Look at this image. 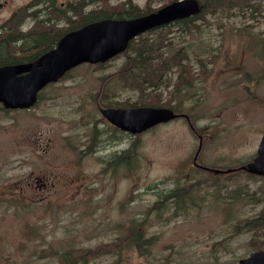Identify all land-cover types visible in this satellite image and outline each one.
I'll list each match as a JSON object with an SVG mask.
<instances>
[{"label":"rangeland","instance_id":"rangeland-1","mask_svg":"<svg viewBox=\"0 0 264 264\" xmlns=\"http://www.w3.org/2000/svg\"><path fill=\"white\" fill-rule=\"evenodd\" d=\"M29 1L0 0V26ZM123 1L106 0L116 7ZM170 1L132 0L148 10ZM62 2L87 0H57ZM187 26L188 31L176 25L147 33L144 41H132L125 53L103 66L75 67L65 82L52 84V90L65 86L69 92L66 113L57 100L61 117L50 98L27 110L0 106V264H62L64 252L72 256L67 264H239L254 250L264 251V234L259 233L256 247L245 226L247 218L264 210V179L190 169L199 141L197 162L209 167L235 168L256 153L264 132V102L258 100H264V83L252 93L237 85L243 86L239 74L264 72V0L207 11ZM260 41L261 51L250 49ZM19 43H12L3 57L11 56ZM151 61L158 67L149 72ZM139 68L147 80H158L137 89L124 75ZM99 75L109 77L106 90L118 99L126 97L127 105L170 107L187 114L193 127L181 118L129 135L127 178L117 171L111 188L87 182L64 190L58 172L44 171L63 161L71 187L77 188L83 179L79 168L94 166L90 158L78 157L67 139L86 142L90 132L73 111V97L97 92ZM61 137L58 160L54 152L29 155L22 147L27 141L46 147ZM43 175L49 176L43 191L28 185ZM187 187L179 203L165 199L171 189L183 193ZM63 198L68 199L59 202ZM140 221L145 242L138 252L122 240L134 238L130 227Z\"/></svg>","mask_w":264,"mask_h":264},{"label":"water","instance_id":"water-1","mask_svg":"<svg viewBox=\"0 0 264 264\" xmlns=\"http://www.w3.org/2000/svg\"><path fill=\"white\" fill-rule=\"evenodd\" d=\"M197 12L196 0H180L144 16L105 19L71 31L60 38L52 50L32 62L0 66V102L6 108L28 107L34 103L36 92L42 86L57 80L72 67L83 62H104L123 51L136 35ZM177 116L171 109L141 107L126 111L123 123L117 124L131 132H142ZM240 169L264 175V134L257 156ZM239 264H264V251L250 253Z\"/></svg>","mask_w":264,"mask_h":264},{"label":"flooded vegetation","instance_id":"flooded-vegetation-1","mask_svg":"<svg viewBox=\"0 0 264 264\" xmlns=\"http://www.w3.org/2000/svg\"><path fill=\"white\" fill-rule=\"evenodd\" d=\"M1 6H3L2 2H0V7ZM24 50H26V56H30L34 51H36H31L30 48L17 46L15 48L14 58L17 55H24ZM70 75L71 74L65 75L56 83L60 81L65 82ZM238 77L241 85L243 86H240V84L237 86L250 93L253 92L254 87L259 88L261 84L264 83V72L242 73L239 74ZM98 78L100 84L97 92H91L89 97L79 95L73 97L76 101L73 111L78 114V119L80 122L84 123L90 133H88L85 140L86 142L83 145L76 143L71 138L67 139L68 145L78 157L84 155L86 156L85 158H90L94 163L92 168H79L80 175L83 179L78 180L77 188L71 187L69 173L67 170L62 169L64 162L58 160L59 142L62 137L50 141L49 145L46 147L36 141H27L26 144L22 146L28 149L27 154L29 155L40 154V156L45 157L53 152L56 154L58 163L61 166H47L44 173L58 172L60 174L58 182L64 190L80 189L83 185L87 184V182L98 185L101 189L111 188L114 184L113 174L117 171L119 176L127 178L129 150L127 149L126 142L129 137V133L116 126L118 121L116 112L119 109L129 108V105H127L126 97L121 96V98L118 99L111 91L106 90L105 83L109 78L108 76L99 75ZM124 78H127V75H124ZM259 82L261 83L258 84ZM52 89V85L42 88L37 95L36 103L42 101L43 99L50 98L57 106L58 115L61 117L62 111L58 106L57 100L60 99L62 101L63 113H66L68 110V99L70 98L68 95L69 92L65 91V86L56 88V90ZM87 103H91L92 105L89 111L84 112L83 109ZM78 132L79 130H76L74 134H77ZM33 178H40L42 181H39L40 179H34L33 182H29L28 185H36L39 189H44L49 184L48 175H43L42 177L36 176ZM54 184L55 182L52 183V185ZM35 199L42 198H32V200ZM67 199L68 198L60 199V202L64 203Z\"/></svg>","mask_w":264,"mask_h":264},{"label":"trees","instance_id":"trees-1","mask_svg":"<svg viewBox=\"0 0 264 264\" xmlns=\"http://www.w3.org/2000/svg\"><path fill=\"white\" fill-rule=\"evenodd\" d=\"M48 1L49 3H47V0H32L25 6L16 9L10 17L1 24L0 65L13 63L7 56L3 57V51L15 41H20L19 46L22 47H25L27 43H30L31 48L38 51L31 58H29L30 60L35 58L41 52L51 49L64 33L79 28L89 22L108 17L130 18L151 11L148 10L147 7L140 8L138 5L134 4L132 0H125L117 7L107 4L106 0H103V2L100 0H87V3L83 4L67 3L66 7H61L60 4H57V0ZM243 1L244 0H202V12H217L224 10L225 8H233L235 5L240 4ZM37 5H41V7L32 9V6ZM87 6L91 7L86 10ZM29 16L34 18V23L32 27L27 30V32H22L21 25ZM194 19L195 18H190L179 22L180 24L188 25ZM59 20H64L66 25L59 27L57 25ZM189 28L183 27L186 31H188L187 29ZM176 62H178V60H176ZM150 63L152 64V61ZM150 68L152 69V66H150ZM189 188L190 187L185 188L183 193H176L175 190L171 189L169 191L171 193L165 199L170 202V199L172 198L174 203H178L179 199ZM160 203H162V200L159 204ZM245 226L250 228L253 232V244L258 247L261 244L259 233L264 234V210H261L252 218H247ZM143 227V221H140V225L130 227L134 238L130 241H127L124 238L122 240L123 243L127 242L128 244H134L135 249L140 252V249H143V243L145 242L142 238ZM71 257L72 256L70 254L64 252L61 255V263L65 264L68 260H71Z\"/></svg>","mask_w":264,"mask_h":264},{"label":"bare ground","instance_id":"bare-ground-1","mask_svg":"<svg viewBox=\"0 0 264 264\" xmlns=\"http://www.w3.org/2000/svg\"><path fill=\"white\" fill-rule=\"evenodd\" d=\"M11 36V35H10ZM15 36V35H14ZM10 43V42H9ZM44 45V44H43ZM19 46V45H18ZM41 48V47H40ZM34 49V48H33ZM33 49L30 48V50L32 51Z\"/></svg>","mask_w":264,"mask_h":264}]
</instances>
